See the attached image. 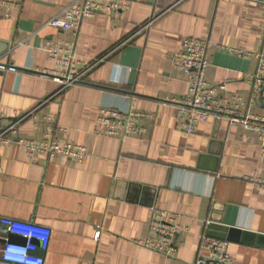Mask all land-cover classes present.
<instances>
[{
	"label": "crops",
	"instance_id": "crops-1",
	"mask_svg": "<svg viewBox=\"0 0 264 264\" xmlns=\"http://www.w3.org/2000/svg\"><path fill=\"white\" fill-rule=\"evenodd\" d=\"M129 1L128 11L88 18L74 35L47 25L70 0H0L2 124L34 111L20 138L54 136L88 152L75 162L2 147L0 219L52 230L45 264H195L208 256L201 245L208 222L230 236L234 264H264V188L249 181L264 178V141L226 116L209 117L192 134L182 130L178 101L189 98L190 76L173 65L187 38L211 42L206 80L222 97L239 98L241 115L264 120V99H254L251 82L255 56L264 54V4ZM60 42L75 44L85 74L54 96L59 84L46 73L53 64L44 47ZM102 107L144 114L145 132L101 135ZM153 207L178 215L175 258L138 244L149 235ZM7 238L0 224V248Z\"/></svg>",
	"mask_w": 264,
	"mask_h": 264
},
{
	"label": "built area",
	"instance_id": "built-area-1",
	"mask_svg": "<svg viewBox=\"0 0 264 264\" xmlns=\"http://www.w3.org/2000/svg\"><path fill=\"white\" fill-rule=\"evenodd\" d=\"M264 4V0H259ZM7 8L10 3H3ZM131 8L129 0H70L69 4L48 22V26L63 32L77 35L84 20L103 13H123ZM6 17H9L8 15ZM212 43L196 38H187L180 51L173 54V65L176 69L189 74V98L178 101L180 104V128L188 134L195 132L198 124L211 116L218 119L226 116L230 123L240 125L264 141V120L250 115H241L238 111L239 98L222 97L218 88L209 83L205 74L210 66L209 52ZM53 64V69L46 73L59 84L54 96L67 88L80 83L85 72L79 70V62L75 55V44L60 42L55 45L48 43L44 47ZM249 58L248 52H239ZM258 60L256 72L251 76L253 97L264 99V54L255 56ZM13 69L12 67H9ZM6 66L0 64V70ZM225 91V88L222 87ZM236 105L237 109L230 106ZM34 111L18 114L4 126L0 119V149L17 144L30 156L45 154L49 157L66 156L72 161L83 162L88 158L87 149L81 145L63 143L54 136L45 140L20 138V126ZM146 116L140 112L121 111L114 108L102 107L99 110L98 122L100 134L106 137L124 139L129 136H141L145 132L141 121ZM250 182L264 188V178H250ZM178 215L152 208V219L149 235L138 242L140 246L154 250L162 255L175 258L178 253V239L183 235L177 223ZM211 222L207 223V228ZM0 224L6 230L8 238L0 248V261L5 264H45L44 254L48 251L52 230L34 222H25L12 218H1ZM19 237L25 243H10L9 237ZM99 234H97V238ZM202 248L208 251L206 258H199L195 264H234L229 253V243L224 239L213 238L208 229L201 235Z\"/></svg>",
	"mask_w": 264,
	"mask_h": 264
},
{
	"label": "water",
	"instance_id": "water-1",
	"mask_svg": "<svg viewBox=\"0 0 264 264\" xmlns=\"http://www.w3.org/2000/svg\"><path fill=\"white\" fill-rule=\"evenodd\" d=\"M208 234L213 236V237H217L219 239H230L229 235L225 234L224 232H219L220 228L217 227L215 224H212V222L209 224L208 226ZM222 229V228H221ZM5 240H2V243L5 244ZM9 242L10 243H25V240L19 237H9Z\"/></svg>",
	"mask_w": 264,
	"mask_h": 264
}]
</instances>
